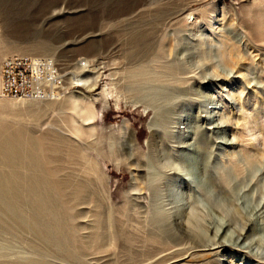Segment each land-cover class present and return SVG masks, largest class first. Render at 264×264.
Instances as JSON below:
<instances>
[{"label":"rangeland","instance_id":"374dc122","mask_svg":"<svg viewBox=\"0 0 264 264\" xmlns=\"http://www.w3.org/2000/svg\"><path fill=\"white\" fill-rule=\"evenodd\" d=\"M13 55L54 59L65 89L0 98V142L51 147L44 171L80 196L75 258L2 218L0 264H264V126L258 142L243 127L264 112V0H0V64ZM174 219L206 248L152 243Z\"/></svg>","mask_w":264,"mask_h":264},{"label":"bare ground","instance_id":"6f19581e","mask_svg":"<svg viewBox=\"0 0 264 264\" xmlns=\"http://www.w3.org/2000/svg\"><path fill=\"white\" fill-rule=\"evenodd\" d=\"M4 13H6V11H1V16H3ZM156 15V22L161 24L164 12L156 10ZM216 23L218 24L219 22L214 19V24ZM196 24L197 22L193 23L194 28H196ZM154 26L156 25L154 24ZM143 38V35H138L135 41L139 42ZM36 47L42 50L46 48V46L41 43H38ZM241 59L242 57L240 55H234L229 52L227 56H224L223 63L227 64V66L238 75L240 74ZM213 69L214 75L208 79V84L216 82L217 79L222 80L225 78L217 69ZM140 76L144 80H151L155 77V74L151 70L141 72ZM241 77L243 76L238 75L237 78ZM107 94H111V92ZM236 101L241 104V98L239 96L236 97ZM252 104L253 103L249 101L244 102L242 108L249 107ZM146 109L150 111L149 108ZM250 114L253 115L252 121L247 122L243 127L248 131L246 136L251 138L253 142H258L260 138L263 139L264 112L259 110L254 111V109H252ZM156 134L157 133L154 132L152 135L155 136ZM50 149L51 147L49 148L48 146L39 148V145L33 139L28 140L27 144L24 145L21 150L5 147V144L0 142V152L8 158L10 165L9 176H1L0 174V220L6 218L9 222L8 225H11L9 226L10 229L14 228L21 232H27L28 230L32 231L34 234L33 236H35L34 239L36 238L38 240L37 244L39 243L41 247H45V250L54 245V247L59 249H57V251L61 252L63 256L69 259L72 257L75 258L74 254L76 249L74 247L76 246V241L74 238L65 237L64 233L69 228V224H71V215H69L70 200H79L80 191H71V199H65L68 185H66L65 182L54 180L44 171L45 155ZM132 190L139 192L137 188H133ZM140 199V197L132 199L134 208L138 209L143 206ZM75 203L71 202L72 205ZM26 205L31 209L28 210L29 212L31 211L30 214L24 212L25 207L23 206ZM25 209L27 211V207ZM1 221H3V219ZM6 225L7 224H4V226ZM159 232L160 230L157 233ZM149 239L154 244L162 245V243L158 242H164L168 246H171L170 248H175L180 245H188L190 249L206 248V246L195 238L192 232L186 229L183 224L176 219L172 220V223L169 225H166L162 234L157 235L154 232L149 235ZM222 247H225V245L220 244V246H218V248ZM232 250L236 251L238 254L244 253L241 249L232 248ZM158 252H163V250ZM233 253L234 252H232V254ZM176 258L178 261L180 257ZM177 261L175 259L174 262ZM211 263L209 262L206 264ZM246 263L247 262H244L242 264Z\"/></svg>","mask_w":264,"mask_h":264},{"label":"built area","instance_id":"2783aa9c","mask_svg":"<svg viewBox=\"0 0 264 264\" xmlns=\"http://www.w3.org/2000/svg\"><path fill=\"white\" fill-rule=\"evenodd\" d=\"M64 89V75L52 58L13 55L0 64L1 99L55 100Z\"/></svg>","mask_w":264,"mask_h":264}]
</instances>
